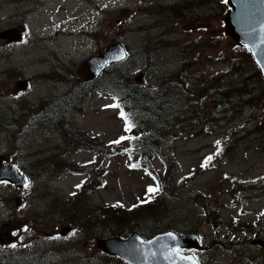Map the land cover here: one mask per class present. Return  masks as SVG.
<instances>
[{
  "label": "rangeland",
  "instance_id": "obj_1",
  "mask_svg": "<svg viewBox=\"0 0 264 264\" xmlns=\"http://www.w3.org/2000/svg\"><path fill=\"white\" fill-rule=\"evenodd\" d=\"M227 11L222 0H0V157L28 175L23 188L0 186L2 255L17 254L21 246L28 251L25 263L43 262L33 253L39 242V251L58 248V263L84 264L81 253L97 255L93 264H122L94 247L96 238L112 237L117 223V236L149 237L165 224L181 233L200 231L207 259L218 264H257L264 257V248L251 245L240 228H264V86L251 68L252 98L226 126L212 130L198 117L160 146L139 145L158 123L182 111L186 96L201 104L202 80L234 74L230 60L242 56L237 58L240 44L225 33ZM61 27H67L65 37L41 38ZM16 34L23 36L20 43L8 38ZM118 41L130 53L118 70L128 80L143 73V86L167 79L174 86L165 106L152 103L146 117L129 122L130 129L117 110L107 108L108 92L88 98L77 75L85 59ZM117 51L112 48L109 57ZM193 74L196 80L188 79ZM52 99L56 110L71 106L70 114L51 111ZM73 114L81 133L95 139L92 152L76 143V128L68 122ZM129 136H138V144L123 140ZM75 165L82 175L68 172ZM168 168L154 213L123 227L140 211L129 206L155 185L147 172L164 175ZM68 226L78 229L77 237L66 246L51 244Z\"/></svg>",
  "mask_w": 264,
  "mask_h": 264
},
{
  "label": "trees",
  "instance_id": "obj_2",
  "mask_svg": "<svg viewBox=\"0 0 264 264\" xmlns=\"http://www.w3.org/2000/svg\"><path fill=\"white\" fill-rule=\"evenodd\" d=\"M223 1V0H222ZM224 4V2H223ZM242 56L239 60H230V70L234 74H219L213 77L202 80V88L199 90L198 94L202 96L201 104L197 102L198 99H193L187 97V102L184 105L182 111L172 117L169 121H162L158 123V128L155 129L150 135L153 144H160L162 141H167L174 131H186V126L190 121H195L198 117L204 119L205 127H210L212 130H219L220 128L226 126L232 121V118L240 114L245 105L248 104L247 100L252 98V94L248 92V69L251 68L255 77L264 86V80L262 79L259 69L256 67L250 52L239 45L238 57ZM188 53L183 54L184 67L188 68ZM243 70H245L243 72ZM239 73V75H238ZM198 74H193L188 77V79L196 80ZM238 75V77H237ZM232 77H237L230 79ZM119 78L123 79L122 74H119ZM126 80V78L124 79ZM171 81L167 83H162L157 85L154 89H146V87L128 85L125 91L121 90V95L117 96L116 105H119V109L130 118L131 116L139 115L144 117L146 109L148 108L150 102L158 101V105L163 107L166 104L167 95L174 89ZM107 85V84H106ZM103 89L109 91L116 95L114 88L111 86H106ZM110 92V91H109ZM157 104V103H156ZM157 105V106H158ZM0 186H4L0 184ZM159 202L154 204H148L140 208V211L132 215L131 218L124 224L123 227L130 228L134 221L138 218L146 215H151L154 213ZM120 212L123 210L119 209ZM104 215L108 216L107 213ZM115 216L116 211H113L110 216ZM115 230L120 228V226L115 223ZM168 226H157L153 228V232L164 231ZM114 229L112 234H117ZM5 255L0 253V264L5 263Z\"/></svg>",
  "mask_w": 264,
  "mask_h": 264
},
{
  "label": "water",
  "instance_id": "obj_3",
  "mask_svg": "<svg viewBox=\"0 0 264 264\" xmlns=\"http://www.w3.org/2000/svg\"><path fill=\"white\" fill-rule=\"evenodd\" d=\"M227 1L230 7L225 19L227 34L251 50L264 76V0ZM9 39L12 41L13 37L10 36ZM121 58L122 56L105 59L94 73L89 68V63L97 58L88 60L82 65L83 72L80 70V73L88 81L96 77L106 64H112ZM0 181H8L21 187L25 177L12 165L4 164L0 158ZM100 247L112 254H119L129 264H199L193 256H184L174 251L175 248L198 247L197 237L194 235L183 237L170 232L149 241L134 235L126 242L118 239L103 241Z\"/></svg>",
  "mask_w": 264,
  "mask_h": 264
},
{
  "label": "flooded vegetation",
  "instance_id": "obj_4",
  "mask_svg": "<svg viewBox=\"0 0 264 264\" xmlns=\"http://www.w3.org/2000/svg\"><path fill=\"white\" fill-rule=\"evenodd\" d=\"M58 36L60 37H65L63 34H62V32L61 33H59L58 34ZM71 37V36H70ZM41 38H43V39H50V41H52L53 40V38H52V36H51V31L49 30V31H47L46 33H45V35L43 36V37H41ZM98 54H100V53H98ZM65 76H67L68 78L69 77H72L71 75H65ZM51 111H56V109H52L51 108ZM262 233H260L259 234V236L261 237V235L262 236H264V230L263 231H261ZM254 236H251V238H253ZM72 240H71V238H60V237H56V236H54L53 238H52V243L51 244H53L55 247H56V245L57 246H66L69 242H71ZM59 252V250H58V248H54V247H51L50 249H47V250H45V254L46 253H48L49 255H52V256H55V254L56 253H58ZM207 252H208V250L206 249V248H203L202 250H200V251H198L197 253H198V260L202 263V264H211V263H208L206 260H207ZM188 253H190V252H188ZM21 257V255L18 257V259ZM21 260H23V262L22 263H24V258H22ZM20 261V260H19ZM257 264H264V257H262V258H259V260H258V263Z\"/></svg>",
  "mask_w": 264,
  "mask_h": 264
},
{
  "label": "snow or ice",
  "instance_id": "obj_5",
  "mask_svg": "<svg viewBox=\"0 0 264 264\" xmlns=\"http://www.w3.org/2000/svg\"><path fill=\"white\" fill-rule=\"evenodd\" d=\"M113 107H119V105H113ZM121 116L123 117L124 116V113L122 112L121 113ZM132 127V125L131 124H129L128 125V128L130 129ZM217 143H219V142H217ZM208 160H211L212 159V157H208L207 158ZM0 183H6V181H0ZM27 186V185H26ZM159 189H158V186L156 187V188H152V187H150L149 189H148V191L150 192V193H153V192H156V191H158ZM169 236H171V234H169ZM177 251H179V249H177Z\"/></svg>",
  "mask_w": 264,
  "mask_h": 264
},
{
  "label": "bare ground",
  "instance_id": "obj_6",
  "mask_svg": "<svg viewBox=\"0 0 264 264\" xmlns=\"http://www.w3.org/2000/svg\"><path fill=\"white\" fill-rule=\"evenodd\" d=\"M36 258L38 259L37 256H36ZM25 260H27V256L24 258V261H25ZM19 262H20L19 260H16V261L13 262V264H20ZM32 262H33V261H30L29 263H25V262H24V263H22V264H31Z\"/></svg>",
  "mask_w": 264,
  "mask_h": 264
}]
</instances>
